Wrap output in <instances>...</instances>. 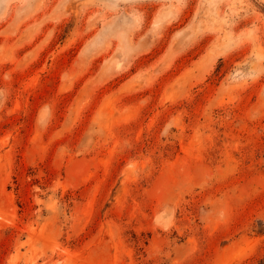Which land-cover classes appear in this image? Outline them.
<instances>
[{
    "label": "rangeland",
    "instance_id": "rangeland-1",
    "mask_svg": "<svg viewBox=\"0 0 264 264\" xmlns=\"http://www.w3.org/2000/svg\"><path fill=\"white\" fill-rule=\"evenodd\" d=\"M0 264H264V0H0Z\"/></svg>",
    "mask_w": 264,
    "mask_h": 264
}]
</instances>
